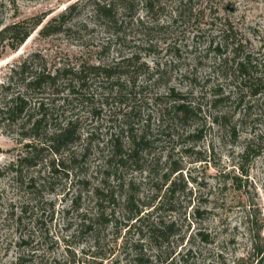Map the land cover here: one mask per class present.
Returning a JSON list of instances; mask_svg holds the SVG:
<instances>
[{"label": "rangeland", "instance_id": "374dc122", "mask_svg": "<svg viewBox=\"0 0 264 264\" xmlns=\"http://www.w3.org/2000/svg\"><path fill=\"white\" fill-rule=\"evenodd\" d=\"M80 1L69 29L42 35L37 28L17 50L0 56V85L33 53L41 56L34 64L48 69L63 62L120 64L110 82L89 77L88 99L66 112L81 119L82 137L69 148L77 161H66L67 151L65 165L51 171L47 163L56 155L45 151L36 166L16 172L10 165L26 140L17 126L0 125V264H264V0H214L199 23L172 24L168 12L153 20L140 11V25L122 14L115 27L93 17L90 0ZM16 2L18 18H25L58 13L71 0ZM0 18L14 19L7 1ZM228 27L253 65L262 63L252 68L253 81L244 83L219 66L208 47ZM135 55L148 73L136 60L133 67L125 62ZM119 79L128 81L121 97L116 89L111 93ZM256 82L258 94L252 92ZM172 93L199 107L193 118H174ZM126 123L144 127L149 146L143 169L120 167L115 178L104 160L111 137L127 144ZM247 147L252 152L244 156ZM175 166L180 169L172 172ZM98 187L113 188L116 201L97 196ZM132 192L146 223L174 222L168 239L151 235L147 226L140 232L126 219L124 197ZM101 204L106 213L113 210L116 225L101 222L95 232L82 231L83 218L96 215Z\"/></svg>", "mask_w": 264, "mask_h": 264}, {"label": "trees", "instance_id": "16d2710c", "mask_svg": "<svg viewBox=\"0 0 264 264\" xmlns=\"http://www.w3.org/2000/svg\"><path fill=\"white\" fill-rule=\"evenodd\" d=\"M6 1L13 8L14 19L7 23L5 19L0 18V56L7 49L17 50L37 28L42 35H50L69 29L67 24L78 14L81 8L80 0H71L58 13L53 14L54 12L50 9L30 17L18 18L20 9L16 0H0V6H5ZM90 3L93 17L108 27L117 26L122 14L137 19L142 25L143 20L139 17L140 11H144V16L151 17L153 20H157L159 14L168 12V22L172 24L179 22L199 23L208 16V11L210 15V11L216 5L214 0H90ZM149 24L152 25L151 21ZM145 28L147 31L152 29L151 26H145ZM219 37H221L220 41L213 40L208 43V47L212 48L216 55L217 61L215 62L221 67L230 68L233 74L240 77L244 83L253 81L255 79L252 76V68L255 66L253 65L254 58L246 50V46L238 37L237 32L233 27H228ZM39 56V54L33 53L31 56L20 60L10 69L8 84L0 85L3 92L0 98V125L7 128L8 126H17L21 140H26L23 143L22 152L16 161H12L10 165L16 172L24 164L36 166L40 160H43L45 151L56 155L47 163L51 171L57 170L58 166H64L65 160L69 162L78 160V153L69 148L82 137L81 119L74 112L70 115H67L66 112L73 110L71 106L83 103L88 99L84 97V89L89 77H101L110 82L109 80L117 74L120 65L119 63L82 62L72 64L63 62L62 65L48 69L46 65L37 66L34 64ZM134 60L138 63L139 57L137 55L129 57L125 59V62L133 67L135 65ZM259 64L262 65V63ZM145 66L144 63H138V69L148 73V68ZM126 82L128 81L120 82L119 79L115 84L113 81L115 86L111 88V93L116 89L115 96H123ZM259 87L260 82H256L252 92L258 94ZM15 88L17 89L15 90ZM175 95V93L171 94L174 99H172L173 103L170 104L174 118L183 122L193 118L196 114V108L199 107L185 101L183 95L177 94V97ZM154 103L158 104L159 107L161 106V94L155 97ZM126 131L128 132L127 144L119 136L116 139L111 137L109 152L104 160L109 168L114 167L116 170H113L115 178H119L116 172L120 167L136 166L139 170L144 168L141 167L142 153L149 146L146 130L144 127L138 129L130 123H126ZM250 150L252 148L247 147L243 155H250L252 152ZM67 151L69 152L65 159L63 157L65 155L62 154ZM86 152L87 150H84L81 156H85ZM253 152V156L259 154V151ZM58 155L61 158H57ZM179 169V166H175L172 172H177ZM173 184L175 187L176 182ZM130 185L133 186L131 181ZM95 193L103 200L109 198L112 202L116 201L113 188L103 187L100 189L98 187ZM137 201L139 200L134 192L124 197L128 212L126 219L134 221L132 225L138 226L137 229L140 232L144 226H147L151 235L157 234L163 239H168L174 232V222L166 224L160 220L146 223V218H142L144 206L137 204ZM160 203L162 206L163 202ZM198 211L197 209L194 213ZM113 215V210L111 213H106L103 204H101L100 211L96 215L91 218H83L81 230L95 232L101 222L116 225Z\"/></svg>", "mask_w": 264, "mask_h": 264}]
</instances>
